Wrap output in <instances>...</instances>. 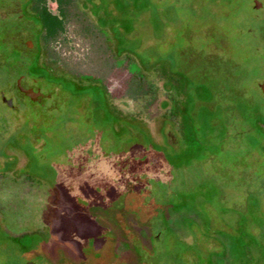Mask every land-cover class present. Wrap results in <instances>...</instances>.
Masks as SVG:
<instances>
[{"label": "rangeland", "instance_id": "374dc122", "mask_svg": "<svg viewBox=\"0 0 264 264\" xmlns=\"http://www.w3.org/2000/svg\"><path fill=\"white\" fill-rule=\"evenodd\" d=\"M0 38V264H264V0H0Z\"/></svg>", "mask_w": 264, "mask_h": 264}, {"label": "flooded vegetation", "instance_id": "af4514ba", "mask_svg": "<svg viewBox=\"0 0 264 264\" xmlns=\"http://www.w3.org/2000/svg\"><path fill=\"white\" fill-rule=\"evenodd\" d=\"M26 97L30 100L28 96ZM42 99L43 97L38 99L37 102H32L31 100L30 101L32 103H38ZM62 197L60 199L58 197L57 204H56L57 208L52 215V220L47 225L48 229L49 227L50 228L54 227V229H51V233L49 234L47 238L48 240L43 246L47 244L46 245L47 248L45 247V249L49 251V255H51L52 258L57 256V253L59 251V252H63L65 255H67L70 258L76 259L81 252L79 243L80 241L82 242L83 239L82 240L79 239L80 234H79V229L77 228V224H76V220H77L76 212L69 205V203ZM67 221H70L68 223L72 224L73 231L75 232L74 235L72 236L65 234V232L61 230L60 226L62 222H67ZM84 238L89 244L92 243L87 236H84ZM28 264H32V263L29 262Z\"/></svg>", "mask_w": 264, "mask_h": 264}, {"label": "water", "instance_id": "95a60500", "mask_svg": "<svg viewBox=\"0 0 264 264\" xmlns=\"http://www.w3.org/2000/svg\"><path fill=\"white\" fill-rule=\"evenodd\" d=\"M261 6H262L261 3H259L258 1H254L255 10H259ZM25 45L28 49H31L33 47V44L30 41H27ZM20 80H26L30 85V89L25 91V95L28 96L32 102H37L38 99L42 97V95L40 93V90L36 82L26 77H21Z\"/></svg>", "mask_w": 264, "mask_h": 264}, {"label": "trees", "instance_id": "16d2710c", "mask_svg": "<svg viewBox=\"0 0 264 264\" xmlns=\"http://www.w3.org/2000/svg\"><path fill=\"white\" fill-rule=\"evenodd\" d=\"M48 15H49V18H54L53 16H51L50 14H48L47 13V17H48ZM54 38V35H52V36H47V38H46V41H47V43H49V40L51 39H53ZM1 39V38H0ZM40 62V61H39ZM10 67V66H9ZM121 223H123L122 221H119V223H117L118 225H120ZM123 225V224H122ZM114 249L116 250V251H118V249H119V247H120V244H119V242H117V241H114ZM64 255V254H63ZM62 255V256H63ZM195 256V255H194ZM64 257H68L67 255H64ZM214 258V257H213ZM105 259V258H104ZM104 259H102V260H104ZM202 258H200V257H197L196 256V260L199 262H202L203 263V260H201ZM219 260H215V261H213V264H224V262L223 261H221V258H218ZM72 261V260H71Z\"/></svg>", "mask_w": 264, "mask_h": 264}]
</instances>
